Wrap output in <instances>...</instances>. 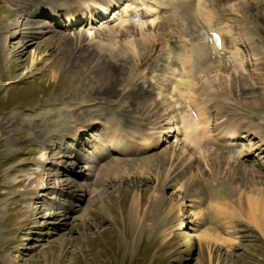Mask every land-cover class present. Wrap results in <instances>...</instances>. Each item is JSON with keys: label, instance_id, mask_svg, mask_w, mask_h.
Returning a JSON list of instances; mask_svg holds the SVG:
<instances>
[{"label": "rangeland", "instance_id": "374dc122", "mask_svg": "<svg viewBox=\"0 0 264 264\" xmlns=\"http://www.w3.org/2000/svg\"><path fill=\"white\" fill-rule=\"evenodd\" d=\"M50 1L53 0H0V264H264V237L253 224L238 216L236 205L233 210L221 206L222 211L209 212L210 207L215 206L206 199L207 189L211 188V193L230 195L224 182L216 181L218 186L215 187V181L209 184L199 179L195 180V185L180 188L177 185L186 180L182 168L177 167L165 178L161 163H157L155 171L145 169L143 174L134 172L127 178L118 169L109 168L88 180L83 179L82 175L86 173L81 163L83 159L90 160L92 167L104 162L91 150L97 142L105 143L100 132L104 129V121H114L123 131L137 134L134 102L148 95L150 74L162 71L165 56L161 45L151 55L150 49H144L141 54L147 60L141 68L146 69V82L136 81V85L124 91V96L117 90L124 77L120 72L115 74L119 83L114 81L111 86L103 87L96 69L82 71L77 58L71 65L72 61L61 50V45L58 47L51 40L54 32L67 30V19L63 17L61 26H52L46 17L38 16L39 9ZM204 1L214 13L213 27L233 25L237 29L245 25L251 29L253 41L264 46V0ZM239 1L248 5V12L241 20L230 8ZM190 2L192 8L194 0ZM170 10L166 9L153 27L159 42L169 39L173 51L184 39L207 43L196 18L189 19L183 11L174 14ZM118 23H100L93 30L96 40H110ZM126 26L118 28L125 30ZM41 27H45L44 32L39 30ZM7 28L9 33L4 37ZM29 32H42V35ZM136 33L133 28L131 34L135 38ZM208 36L211 40L209 33ZM221 36L226 48L231 49L234 45L232 36L226 33ZM127 37L120 38L122 46ZM253 45L251 41L240 47L248 56ZM133 63L126 58L122 63L123 72L128 71ZM230 70L228 67L225 71ZM193 71L197 77L199 70ZM80 81L82 84L78 86ZM74 87L77 90L72 92ZM260 90L258 86L250 87L243 93L245 96L250 95L248 91L261 95ZM82 97L84 103L71 105ZM63 100L69 105L63 106ZM121 101L130 102L132 107L124 104L119 108ZM15 109H46L54 112L60 121L71 119L72 123L81 126L76 141L75 137L64 133L62 138H55L52 142L54 149L50 154L59 164L52 162L50 173L58 174V180L64 185L36 199L32 204L35 210L28 214H21L27 203L26 195L21 194L27 181L20 171L29 172L35 167L41 149L39 134L48 130L52 132L54 127L38 122V127L33 128L35 133L29 135L32 127L29 129L25 122L6 121V114ZM262 112L264 110L259 111ZM249 113L252 118L259 117L253 110ZM55 116L50 118L51 121H57ZM110 129L111 126L106 131ZM8 140L13 141V146ZM106 154L108 161L112 153L108 151ZM263 179V176L255 178L258 187L262 186ZM54 181L55 178L48 180L49 187ZM87 183H92L97 190L82 191ZM157 184L164 185L160 193L163 196L161 205L151 203L150 206L149 195ZM251 187L250 192L255 194V187ZM135 195L140 197L137 213L131 204ZM195 197L205 210L203 228L209 233L220 231L226 238L231 235L234 240L231 245L198 240L191 228L186 229L185 221L191 218L186 210L189 209V200ZM182 200L181 211L172 219L169 213L171 204ZM4 205L6 210L2 209ZM46 208L51 209V216ZM175 223H181V226L172 228ZM183 224L184 228H181Z\"/></svg>", "mask_w": 264, "mask_h": 264}, {"label": "bare ground", "instance_id": "6f19581e", "mask_svg": "<svg viewBox=\"0 0 264 264\" xmlns=\"http://www.w3.org/2000/svg\"><path fill=\"white\" fill-rule=\"evenodd\" d=\"M99 1L53 0L39 9L38 16L46 17L52 26H61L63 17L67 19V30L54 32L50 38L58 47L61 45V50L68 54L71 65L76 63L74 59L77 58L82 71L96 69L103 80V87L119 83L115 74L122 73L124 77L120 80L121 85L117 90L124 96V91L136 85V81L146 82V69L141 68L147 60L141 54L144 49H150L151 55V52L155 53L156 48L161 45L165 63L162 71L151 72V90L148 95L134 102L137 134L123 131L114 121H104V129L100 132L105 143L97 142L91 146L95 157L104 162L92 167L90 160L83 159L81 163L86 170L82 175L83 179L88 180L90 176L109 168L118 169L127 178L130 173L143 174L145 169L155 171L158 169L157 163H161L167 178L179 167L182 168L181 173L186 175V180L177 187L195 185V180L199 179L209 184L215 181V187L218 186V181L226 183L230 195H221L215 191L211 193V188L207 189L206 199L215 206L210 207L209 212L222 211L223 207L233 210L236 205L238 216L253 224L264 237V179L261 187L255 182L256 177H264V112L259 113L264 110V46L253 41L254 35L245 25L237 28L238 30L233 25L213 27L214 13L206 7L204 0H194L192 8L190 0ZM244 5L240 1L230 5L238 20L248 12V5ZM168 8L174 14L183 11L188 14L189 19L196 18L199 25H202L200 31L207 43H192L184 39L178 44L177 50L173 51L169 39L159 42L153 27ZM116 21L119 22L116 24L117 30L110 40H96L93 30L101 25L100 22ZM125 25H128L125 30L118 28ZM133 28L137 32V38L131 34ZM44 29L45 27H41L39 30L44 32ZM42 32L29 33L42 35ZM8 33L7 28L3 36L6 37ZM208 33L210 37L213 34L220 36L221 33H226L232 36L234 45L228 49L222 39L218 43L213 38L210 40ZM127 35L122 46L120 38ZM251 41L254 45L246 56L240 46H246ZM8 56L7 51L4 59L6 65ZM126 58L135 63L128 71L123 72L122 63L126 62ZM228 67L231 70L226 72ZM193 70H199L197 77ZM80 84L82 81L78 86ZM100 86L101 84L97 88ZM256 86L261 89V95L250 91L247 92L250 95H244V90ZM72 90L74 92L77 89L74 87ZM63 101V106L69 105L66 100ZM84 101L85 98L82 97L71 105L77 106ZM124 104H127L126 107H132L128 101L119 102L118 107L122 108ZM251 110L259 117H250ZM54 116V112L46 109H15L5 116L7 122L20 121L25 122L29 129L32 127L29 135L35 133L33 128L38 127V122L54 127L52 132L48 130L39 134L41 149L35 160V167L29 172L20 171L27 181L21 192L26 195L27 200L21 214L35 210L32 204H35L36 199L47 194L49 190H57L64 185L58 180V174L50 173L49 166L57 161L54 155L50 154L54 149L52 142L55 138H62L64 133L75 137L76 141L81 126L72 123L71 119L60 121L56 116L57 121H51L53 119L50 118ZM55 123H60L61 126L58 127ZM41 124L39 126H42ZM110 126V131H106ZM42 128L44 130L45 127ZM7 142L13 146L12 140ZM108 151L112 153V157L107 161ZM103 155L105 158H102ZM58 164L59 162H56L55 165ZM52 178H55L54 185L49 187L48 180ZM251 186L255 187V194L250 192ZM163 187V184H157L153 188L149 195L150 206L151 203L161 205L163 196L160 193ZM95 188L92 183H87L85 190L81 189L94 192L97 190ZM189 201V209L186 211L190 212L191 218L185 221L186 229L191 228L198 240H213L226 246L231 245L234 241L231 235L226 238L220 231L209 233L203 228L206 218L205 210L199 204L200 200L195 197ZM139 203L140 197L135 195L131 204L136 213ZM227 203L231 205L228 206ZM183 204V200L171 204L169 213L172 219L181 211ZM2 209L6 210V205ZM46 211H49L48 216H51V209L46 208ZM179 226L181 223H175L172 228ZM183 226L184 224L181 228H184Z\"/></svg>", "mask_w": 264, "mask_h": 264}]
</instances>
